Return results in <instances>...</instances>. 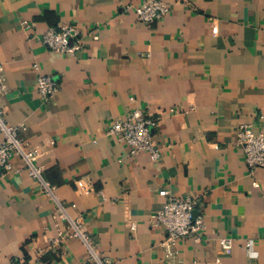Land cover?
I'll return each instance as SVG.
<instances>
[{
	"label": "crops",
	"instance_id": "0c3cea01",
	"mask_svg": "<svg viewBox=\"0 0 264 264\" xmlns=\"http://www.w3.org/2000/svg\"><path fill=\"white\" fill-rule=\"evenodd\" d=\"M145 1L0 0L3 119L39 151L35 163L55 195L12 160L0 180V264H92L57 200L71 219L83 217L100 259L164 264L165 233L153 225L162 189L195 198L204 216L202 241L179 242L180 264H264V167L251 175L234 146L239 124L264 131V0H162L170 13L149 26L135 14ZM60 23L84 37L75 57L39 41ZM34 64L59 82L48 102L36 91ZM135 108L161 118L157 163L130 157L106 134ZM222 238L234 240L230 255Z\"/></svg>",
	"mask_w": 264,
	"mask_h": 264
},
{
	"label": "built area",
	"instance_id": "2783aa9c",
	"mask_svg": "<svg viewBox=\"0 0 264 264\" xmlns=\"http://www.w3.org/2000/svg\"><path fill=\"white\" fill-rule=\"evenodd\" d=\"M170 13V7L162 0H148L136 7L135 14L138 20L145 25H152L164 19ZM35 25L24 22V27L32 29ZM213 34L219 32L218 27L213 26ZM83 35L81 31L72 24L60 23L56 27L48 29L39 37L40 43L49 51L75 57L84 48ZM97 34L93 39L97 40ZM2 65L0 64V71ZM37 73L36 91L40 97L48 102L60 91L59 82L40 71L38 64L33 65ZM0 95L8 91L7 83L0 75ZM135 102V98H130ZM171 113L174 112L172 109ZM4 111L0 108V180L10 175L13 171L12 160L18 157L23 161L24 168L29 177L39 185L42 191L55 199L53 190L45 181L44 168L35 163L39 151L32 148L19 138V128L8 125L3 119ZM264 119V117H261ZM159 116L145 114L140 108H135L126 113L120 119H116L109 125L106 134L114 136L116 140L129 149V155L135 158L139 154L146 153L153 162H159L162 158V150L154 140L153 131L160 125ZM253 125L241 123L235 129L234 146L241 149L245 156V162L251 175L264 167V131L255 132ZM256 186V183H253ZM159 197L164 200L162 208L153 218V225L162 228L165 238L160 246L163 253L164 264H180L178 245L181 240L192 238L202 241L205 233L204 216L196 215L197 202L193 197L178 198L167 189L159 192ZM61 211V219L69 221L73 230V237L85 243L89 252L92 264H110L107 260L100 259L94 252L87 236L81 229L83 217L78 220L71 219L64 210V207L56 201ZM129 228L134 233L135 224ZM59 240H52L57 245ZM221 250L224 255H230L234 249V240L222 238L220 241ZM253 241L246 243V248L252 257H256L253 251Z\"/></svg>",
	"mask_w": 264,
	"mask_h": 264
}]
</instances>
